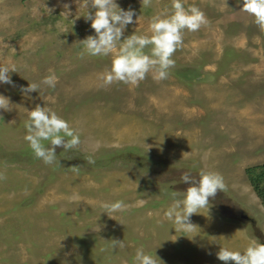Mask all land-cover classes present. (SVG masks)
I'll return each instance as SVG.
<instances>
[{"label": "rangeland", "instance_id": "1", "mask_svg": "<svg viewBox=\"0 0 264 264\" xmlns=\"http://www.w3.org/2000/svg\"><path fill=\"white\" fill-rule=\"evenodd\" d=\"M115 2L133 10L121 39L149 34L151 18L171 12V0ZM183 3L207 23L183 30L165 79L150 72L132 86L103 85L109 57L80 55L78 40L94 35L83 16L73 17L85 0H0V65L16 68L12 83L0 84L10 102L0 109V264H133L138 247L153 250L157 264H226L219 246L264 243V207L245 171L264 162V30L242 0ZM49 73L54 88L21 90ZM37 104L79 133L75 148L54 146L58 163H42L22 138ZM206 170L224 188L181 232L163 216L169 193L187 187L182 172ZM115 199L126 212L99 213L100 201Z\"/></svg>", "mask_w": 264, "mask_h": 264}, {"label": "clouds", "instance_id": "2", "mask_svg": "<svg viewBox=\"0 0 264 264\" xmlns=\"http://www.w3.org/2000/svg\"><path fill=\"white\" fill-rule=\"evenodd\" d=\"M148 3L149 0H144L146 6ZM170 7L169 14H158L151 18L148 25L149 34L131 32L121 39L125 25L133 22V10L120 8L115 0H85L84 12L73 17L83 16L89 22L94 35H86L78 40L82 46L80 55L109 57L107 69L98 77L103 85L119 81L135 86L150 72L152 78L157 81L167 77L168 69L175 63L172 53L182 44L183 30L196 31L207 23L202 11L195 6L185 8L183 0H171ZM240 9L249 13L253 22L264 30V0H242ZM47 10L50 12L49 8ZM60 12L63 13V19H70L67 4L63 5ZM70 20L72 24L73 20ZM146 46H150L148 52L144 51ZM10 71L16 72L15 66L0 65V84L12 83ZM56 80V75L49 73L43 76L39 83L28 82L21 90L26 94L37 91L41 85L54 88ZM8 104V98L0 95V109L9 110ZM23 127V140L34 157L46 165L58 163L54 146L69 150L80 144L79 133L44 104L27 109ZM42 141H48V144L45 145ZM88 162H93L91 157ZM179 179L186 182L187 187L182 191L174 190L169 193L170 203L163 211V216L179 226L178 230L183 232L187 230V226L193 225L189 222L191 214L200 213L198 209L208 211L209 198L214 197L218 189L224 188V182L223 177L212 170L200 171L195 177L189 172H182ZM98 207L99 213L103 212L112 218L109 213H124L128 205L121 199H115L100 201ZM112 245L124 247L122 240H112ZM215 255L226 264L229 260L233 264H264V243L251 240L243 250L219 246ZM157 260L159 259L153 250L149 254L143 247H138L134 252L133 264H157Z\"/></svg>", "mask_w": 264, "mask_h": 264}, {"label": "trees", "instance_id": "3", "mask_svg": "<svg viewBox=\"0 0 264 264\" xmlns=\"http://www.w3.org/2000/svg\"><path fill=\"white\" fill-rule=\"evenodd\" d=\"M248 181L264 207V162L245 169Z\"/></svg>", "mask_w": 264, "mask_h": 264}]
</instances>
